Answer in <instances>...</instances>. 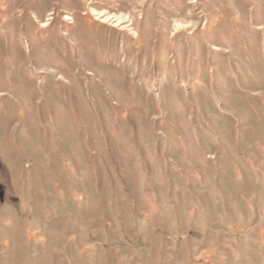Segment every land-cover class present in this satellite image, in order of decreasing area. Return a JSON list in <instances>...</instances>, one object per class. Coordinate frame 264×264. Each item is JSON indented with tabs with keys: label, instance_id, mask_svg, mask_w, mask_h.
I'll return each mask as SVG.
<instances>
[{
	"label": "rangeland",
	"instance_id": "1",
	"mask_svg": "<svg viewBox=\"0 0 264 264\" xmlns=\"http://www.w3.org/2000/svg\"><path fill=\"white\" fill-rule=\"evenodd\" d=\"M0 264H264V0H0Z\"/></svg>",
	"mask_w": 264,
	"mask_h": 264
},
{
	"label": "bare ground",
	"instance_id": "2",
	"mask_svg": "<svg viewBox=\"0 0 264 264\" xmlns=\"http://www.w3.org/2000/svg\"><path fill=\"white\" fill-rule=\"evenodd\" d=\"M103 11H99L97 15H99V13H102ZM106 15V14H105ZM104 16V15H103ZM107 16V15H106ZM102 18V17H101ZM112 19V18H111ZM49 20V19H48ZM122 20V19H121ZM129 20V19H128ZM116 21V20H115ZM41 22V21H40ZM47 22V21H46ZM117 23V22H116ZM127 23V22H126ZM135 32V31H134Z\"/></svg>",
	"mask_w": 264,
	"mask_h": 264
}]
</instances>
